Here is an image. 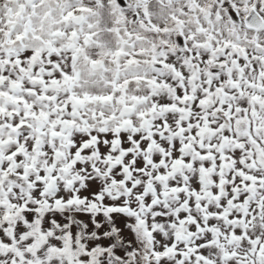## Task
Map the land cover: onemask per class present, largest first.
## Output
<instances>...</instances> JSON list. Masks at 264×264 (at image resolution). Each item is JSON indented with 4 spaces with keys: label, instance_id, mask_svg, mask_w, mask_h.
<instances>
[{
    "label": "snow or ice",
    "instance_id": "obj_1",
    "mask_svg": "<svg viewBox=\"0 0 264 264\" xmlns=\"http://www.w3.org/2000/svg\"><path fill=\"white\" fill-rule=\"evenodd\" d=\"M0 264H264V0H0Z\"/></svg>",
    "mask_w": 264,
    "mask_h": 264
}]
</instances>
